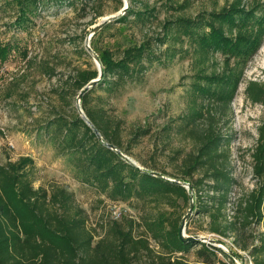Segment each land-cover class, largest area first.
Returning a JSON list of instances; mask_svg holds the SVG:
<instances>
[{
  "label": "rangeland",
  "instance_id": "1",
  "mask_svg": "<svg viewBox=\"0 0 264 264\" xmlns=\"http://www.w3.org/2000/svg\"><path fill=\"white\" fill-rule=\"evenodd\" d=\"M262 10L264 0H0V163L33 154L34 186L56 180L74 192L91 221L110 217L112 210L120 211L123 221L156 210L135 198L112 201L96 184L81 180L78 159L58 151L51 139L55 125L46 127L58 115L70 118L77 112L79 91L72 77L80 67H97L85 40L94 25L116 15L89 39L97 58L101 51L119 56L125 47L148 40L160 59L149 62L139 81L127 83L115 95L103 88L89 94L91 105L102 106L108 116L122 121L125 141L137 128L151 129L129 153L122 152L124 158L138 166L153 164L157 171H170L173 149L187 150L189 142L173 135L169 144H163L161 129L205 106L195 84L215 86L205 84L203 76L236 72L241 79L221 127L230 137V164L237 185L252 188L257 179L250 153L264 119V105L250 102L244 89L249 80L264 81V29L255 25ZM224 18L227 22H222ZM187 23L199 27L191 30ZM207 24L219 28L229 41L244 36L258 44L245 58L200 45L197 33L208 31ZM181 209L185 214L189 210ZM196 217L192 211L185 219L190 227L184 234L213 240L215 264H252L245 251L237 250L242 258L232 256L230 247L236 249L232 238L202 230L206 218ZM259 230L264 232L261 226ZM194 251L195 247L176 255L194 262Z\"/></svg>",
  "mask_w": 264,
  "mask_h": 264
},
{
  "label": "trees",
  "instance_id": "2",
  "mask_svg": "<svg viewBox=\"0 0 264 264\" xmlns=\"http://www.w3.org/2000/svg\"><path fill=\"white\" fill-rule=\"evenodd\" d=\"M222 22H227L226 18ZM207 25L208 31L197 33L200 45L220 47L245 58L258 44L255 38L244 36L229 41L219 28ZM255 25L264 29V10ZM186 26L191 30L199 27L191 23ZM150 43L146 40L129 45L119 56L107 51L98 54L102 77L80 99L93 128L78 110L70 118L58 115L46 127L55 125L51 139L56 149L78 159L81 180L96 184L112 201L135 198L153 204L156 210L126 221L99 216L92 221L93 226L74 192L56 180L34 186L37 170L31 156L7 158L0 163V264H215L217 247L202 241H183L180 236L185 214L181 207L189 208L191 199L196 218H206L202 230L232 238L236 249L230 247V251L234 257L242 258L237 250L245 251L252 264H264V232L259 230L260 226L264 228V119L250 153L257 179L250 189L237 185L230 164V137L221 127L223 121L226 123L240 74L203 76L205 84L215 86L210 89L195 84L205 106L163 126V144H169L173 135L189 142L187 150L173 149L170 171H157L153 164L135 165L104 144L129 153L138 138L151 132L149 127L137 128L125 141L122 121L108 116L102 106L91 105L89 98L96 88L115 95L127 83L139 81L149 62L160 61ZM97 75V67L92 65L76 69L72 77L75 91ZM244 92L250 102L264 105V81L249 80ZM184 226L187 231L190 224ZM148 237L154 246H150ZM193 247L194 262L176 255Z\"/></svg>",
  "mask_w": 264,
  "mask_h": 264
},
{
  "label": "water",
  "instance_id": "3",
  "mask_svg": "<svg viewBox=\"0 0 264 264\" xmlns=\"http://www.w3.org/2000/svg\"><path fill=\"white\" fill-rule=\"evenodd\" d=\"M127 7H126V3H125V6L123 7V10H125ZM116 17V15H110L109 17H105L104 19H102L100 22H98L96 25L93 26V29H92V32H91V35H93L97 30L101 29L106 23L110 22L112 19H114ZM90 36H88L85 40L86 42V46H87V52L93 57L94 59V62L96 63V66H97V70H98V75L97 77L91 79L87 84H85L78 92V95H77V98H78V101H80L82 95L88 90L90 89L93 85H95L102 77V70H101V65L99 63V60L97 58V55L94 53V51L90 48L88 42H89V39H90ZM78 112L80 114V116L84 119L85 123L92 127V124L90 123V121L88 120V118L86 117V115L84 114L83 110L81 109L80 106H78ZM94 133L96 134V136L101 139V136L100 134L98 133V131L94 130ZM107 147H109L110 149L116 151L118 154L122 155L123 157H125L122 152L118 151L116 148H114L113 145L111 144H108V143H104ZM134 164V163H133ZM154 174V173H153ZM173 180V179H172ZM174 181V180H173ZM177 183H181L180 181H177ZM182 185H185V184H182ZM189 189L190 187L187 186ZM192 209H193V201L192 199L190 200V205H189V210L188 212L183 216V220H182V223L179 227V233H180V236L182 238L183 241H192V242H198V241H202V242H205V241H208L210 243H212L213 240L211 239H204L202 236H198V235H185L184 234V230H185V219H187L191 212H192ZM231 252V251H230ZM232 254V252H231ZM233 256V254H232ZM234 257V256H233Z\"/></svg>",
  "mask_w": 264,
  "mask_h": 264
},
{
  "label": "built area",
  "instance_id": "4",
  "mask_svg": "<svg viewBox=\"0 0 264 264\" xmlns=\"http://www.w3.org/2000/svg\"><path fill=\"white\" fill-rule=\"evenodd\" d=\"M121 217V212L120 211H115V210H112L111 212H110V217L109 218H111V219H113V220H117V219H119ZM89 218H90V216H89ZM89 221L91 222V224L94 226V223H92V221L89 219ZM148 240H149V242H150V246H154L155 245V242L151 239V238H149L148 237ZM205 243L206 244H212V243H210V242H208V241H205ZM213 245V244H212Z\"/></svg>",
  "mask_w": 264,
  "mask_h": 264
},
{
  "label": "crops",
  "instance_id": "5",
  "mask_svg": "<svg viewBox=\"0 0 264 264\" xmlns=\"http://www.w3.org/2000/svg\"><path fill=\"white\" fill-rule=\"evenodd\" d=\"M30 155L32 156V158H34V157H33V154H30ZM30 155H29V156H30ZM34 160H35V159H34Z\"/></svg>",
  "mask_w": 264,
  "mask_h": 264
}]
</instances>
